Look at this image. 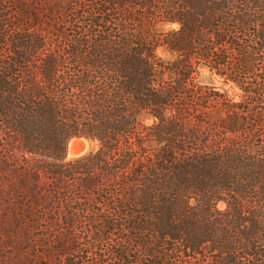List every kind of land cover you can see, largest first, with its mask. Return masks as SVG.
Returning <instances> with one entry per match:
<instances>
[{"label": "trees", "instance_id": "1", "mask_svg": "<svg viewBox=\"0 0 264 264\" xmlns=\"http://www.w3.org/2000/svg\"><path fill=\"white\" fill-rule=\"evenodd\" d=\"M0 173L19 264H264V0H0Z\"/></svg>", "mask_w": 264, "mask_h": 264}, {"label": "rangeland", "instance_id": "2", "mask_svg": "<svg viewBox=\"0 0 264 264\" xmlns=\"http://www.w3.org/2000/svg\"><path fill=\"white\" fill-rule=\"evenodd\" d=\"M200 82H211L219 90H224L234 100L239 99L240 90L233 83H223L221 78L211 74L206 68L199 69ZM215 117L216 114L211 115ZM147 122H149L147 120ZM82 138V137H80ZM77 138V155L94 150L97 147L95 141ZM77 155H69L66 150V159ZM20 239L19 232V176L0 173V264H19Z\"/></svg>", "mask_w": 264, "mask_h": 264}, {"label": "bare ground", "instance_id": "3", "mask_svg": "<svg viewBox=\"0 0 264 264\" xmlns=\"http://www.w3.org/2000/svg\"><path fill=\"white\" fill-rule=\"evenodd\" d=\"M83 139V138H80ZM77 138H72L69 140L68 142V146H67V154L69 155H77L79 153L76 152V149L78 147V142H76Z\"/></svg>", "mask_w": 264, "mask_h": 264}, {"label": "water", "instance_id": "4", "mask_svg": "<svg viewBox=\"0 0 264 264\" xmlns=\"http://www.w3.org/2000/svg\"><path fill=\"white\" fill-rule=\"evenodd\" d=\"M73 138H76V137H73ZM78 138H80V137H78ZM82 138H84V137H82Z\"/></svg>", "mask_w": 264, "mask_h": 264}]
</instances>
